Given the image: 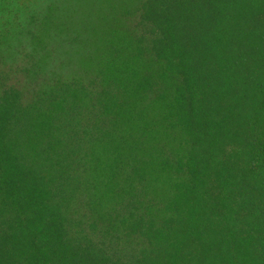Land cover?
Returning a JSON list of instances; mask_svg holds the SVG:
<instances>
[{"label":"trees","instance_id":"obj_1","mask_svg":"<svg viewBox=\"0 0 264 264\" xmlns=\"http://www.w3.org/2000/svg\"><path fill=\"white\" fill-rule=\"evenodd\" d=\"M220 2L123 6L96 49L52 5L19 62L0 48V264H264V80L223 78Z\"/></svg>","mask_w":264,"mask_h":264},{"label":"rangeland","instance_id":"obj_2","mask_svg":"<svg viewBox=\"0 0 264 264\" xmlns=\"http://www.w3.org/2000/svg\"><path fill=\"white\" fill-rule=\"evenodd\" d=\"M137 2L139 0H0V48L3 50L5 65H13L23 58L22 54L25 53L24 50L28 51L31 44L29 41L34 35L31 18H41L48 6L53 5L59 12L72 15L73 22L79 17L92 18L96 21V36H88L84 41V47L87 44L91 49L92 47L96 49L104 39V35H100V32L109 27L112 17L119 15L123 6L126 7L123 9L129 10L131 6L135 9ZM215 16L221 22L216 31V38L221 36L220 43L222 42L221 48H223L219 57L227 64V68L224 65L222 69V76L230 85L232 81H238V87L233 90L241 94L246 92L245 82L247 85V82L252 81L248 79L251 72L257 73L256 76L264 80V0H221L220 10L215 13ZM127 18L129 28L133 29V14ZM78 27L81 28V26ZM74 35L71 32L67 37ZM69 40L73 42L72 38ZM45 41L48 40L45 39ZM66 41L63 48L69 49L73 43H68L67 39ZM50 42L44 49L46 56L51 50H57L53 48L58 45L57 40ZM238 42L241 49L235 46ZM244 48L245 50H242ZM151 68L156 71L157 65ZM70 71L72 72L69 68L66 73ZM173 143L178 154L185 155L188 142L179 127L175 132ZM107 236L110 238L106 242H112L113 246H118L115 255L122 260L132 263L144 256L140 249L145 244L136 243L134 250H130L125 243L127 239L124 237L118 240V236H114L113 232H109ZM97 238L95 239L98 240Z\"/></svg>","mask_w":264,"mask_h":264}]
</instances>
